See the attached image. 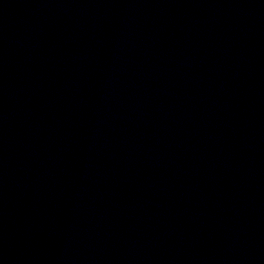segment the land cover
<instances>
[{"label": "water", "instance_id": "water-1", "mask_svg": "<svg viewBox=\"0 0 264 264\" xmlns=\"http://www.w3.org/2000/svg\"><path fill=\"white\" fill-rule=\"evenodd\" d=\"M0 264H264V0H0Z\"/></svg>", "mask_w": 264, "mask_h": 264}]
</instances>
